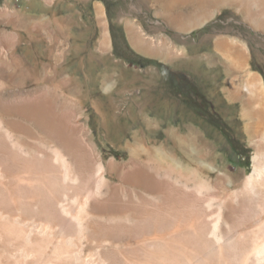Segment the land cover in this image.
I'll return each mask as SVG.
<instances>
[{"label": "bare ground", "instance_id": "obj_1", "mask_svg": "<svg viewBox=\"0 0 264 264\" xmlns=\"http://www.w3.org/2000/svg\"><path fill=\"white\" fill-rule=\"evenodd\" d=\"M116 1L121 6L114 19L137 48L181 57L176 65L206 72L207 79L217 72L210 80L242 101L243 123L256 145L253 169L244 176L215 172L205 133L176 126L166 96L156 98L153 68L142 79L134 67L115 61L119 51L112 49L101 4L96 5L103 28L100 53L91 55L84 80L74 79L67 94L48 86L5 97L6 88L43 79L22 67L19 30L29 25L22 15L10 31L5 5L0 9V264H264V83L251 70L249 48L251 42L264 47V0ZM144 18L160 39L146 36ZM213 18L222 22L196 43L181 37ZM159 23L180 33L168 37ZM19 71L21 80L14 76ZM82 93V101L75 98ZM87 102L94 113L84 112ZM99 144L122 147L129 159H105ZM212 175L215 182H208Z\"/></svg>", "mask_w": 264, "mask_h": 264}, {"label": "rangeland", "instance_id": "obj_2", "mask_svg": "<svg viewBox=\"0 0 264 264\" xmlns=\"http://www.w3.org/2000/svg\"><path fill=\"white\" fill-rule=\"evenodd\" d=\"M97 4L105 7L109 18L112 49L119 51L115 61L122 60L126 69L134 67L139 71L138 75L142 79L146 77V69L153 68L151 78L157 88L156 98L166 96L170 107L168 112L177 121L176 126L185 124L205 133V141L215 155V160H211L214 166L216 165L215 172L226 170L229 174L237 172H241L242 176L249 174L253 169L256 145L243 123L242 101L235 97L233 92L226 93L223 88L224 84L217 86V83L210 80L217 72L210 73L211 76L207 79L206 72L195 71V73L176 65L182 60L181 57H170L160 51V53L153 54L137 48L123 24L114 19L121 6V3L116 0H53L52 2L47 0H0V9L6 5L11 12L10 31L16 30L19 16L22 15L29 25L27 29L19 30L24 38V48L22 53L19 52L20 58L23 57L21 58L24 62L22 67L25 72L35 71L43 78L42 81L33 82L22 89L6 88L3 90V95L5 97H12L15 94L27 95L36 89L48 86L59 93L64 91L63 93L67 94L68 89L73 86L71 83L75 82L74 79L78 81V84L84 80L83 76L87 75V71L89 73L91 55L100 53L103 28L96 18ZM216 21L222 22L219 18L209 19L181 33L162 23L156 25L164 27V33L168 37L173 33H180L181 37L190 39L194 43L199 41L203 35L208 34L210 27L212 29ZM34 25L38 28L34 29L32 27ZM151 26L149 19L144 18L141 27L147 29L144 31L146 36L160 39L157 32L148 29ZM251 34L256 37L254 32ZM259 35L257 34V37ZM213 45L211 41L210 47L213 48ZM249 48L251 70L259 72L264 83V47L257 42H251ZM1 76L6 83L10 81L6 72L1 73ZM14 76L18 80L23 78L20 71ZM226 87L229 88V84ZM243 89V92H248L246 87ZM83 93L75 98L82 101ZM63 97L61 94L60 98L63 99ZM90 103L87 102L84 105L86 114L94 113V108ZM108 146L102 148L99 144V148L104 151L102 152L105 159L115 157L121 162L129 159L124 148L113 144ZM206 179L208 182H215L216 175Z\"/></svg>", "mask_w": 264, "mask_h": 264}]
</instances>
